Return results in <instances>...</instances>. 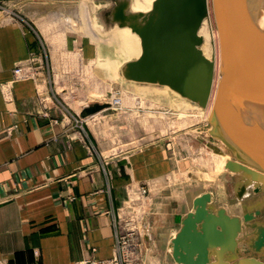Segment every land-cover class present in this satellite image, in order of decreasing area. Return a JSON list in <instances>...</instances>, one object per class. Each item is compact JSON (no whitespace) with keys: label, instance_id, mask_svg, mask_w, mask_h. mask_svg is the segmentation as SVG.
Returning a JSON list of instances; mask_svg holds the SVG:
<instances>
[{"label":"crops","instance_id":"crops-1","mask_svg":"<svg viewBox=\"0 0 264 264\" xmlns=\"http://www.w3.org/2000/svg\"><path fill=\"white\" fill-rule=\"evenodd\" d=\"M20 14L0 22V264L111 257L115 232L140 212L145 184L155 240L165 229L159 223L186 214L170 211L173 159L156 143L131 152L101 144L93 115L83 117L52 89L57 68L42 51L35 11L24 6ZM95 52L98 59L106 54L97 42ZM27 65L33 77L16 80L14 68Z\"/></svg>","mask_w":264,"mask_h":264},{"label":"water","instance_id":"water-1","mask_svg":"<svg viewBox=\"0 0 264 264\" xmlns=\"http://www.w3.org/2000/svg\"><path fill=\"white\" fill-rule=\"evenodd\" d=\"M106 6L98 13L105 29L129 27L140 38L141 53L121 67L126 80L165 85L182 97L206 108L210 102L216 63L201 46L199 30L209 17L208 0H154L147 12L131 10V0H99ZM220 42V79L208 116L211 137L221 141L233 155L225 167L242 178L235 196L243 199L248 188L264 191V111L248 81L255 70L252 45L255 25L247 0H213ZM264 36H261L263 41ZM260 55L261 51H257ZM95 103L82 110L89 116L107 108ZM263 203L242 204V215L230 214L215 205L213 193L203 192L192 201L181 226L169 239L178 264H264L254 254L242 252L241 234L253 228L247 246L257 254L264 249Z\"/></svg>","mask_w":264,"mask_h":264},{"label":"rangeland","instance_id":"rangeland-1","mask_svg":"<svg viewBox=\"0 0 264 264\" xmlns=\"http://www.w3.org/2000/svg\"><path fill=\"white\" fill-rule=\"evenodd\" d=\"M153 1L134 0L133 7L151 8ZM104 4L99 0H0V22L20 14L24 6L35 11L33 20L41 36L42 51L57 68L52 83L54 92L81 115L82 110L92 104H108L107 108L92 114L90 120L101 144L108 149L131 152L156 143L167 150L175 164L173 173L166 179L168 192L174 197L170 211L185 214L192 208L196 195L211 191L215 205H224L239 215H242V204L261 201L262 214L257 219L264 222V192L254 193L250 187L243 199L238 200L234 186L242 175L216 162L228 155L233 158V155L221 141L211 137L205 108L183 100L168 86L126 80L121 72L126 62L121 46H115L116 51L110 40V53L99 56L109 66L97 58L94 37L119 34L120 30V27L109 32L101 30V26L105 27L98 13ZM212 14L209 10L207 23L213 20ZM68 17L73 21H68ZM144 197L140 212L147 225L148 195ZM168 219L167 225L159 223L158 227L163 226L164 231H154L155 240L144 243L132 264H178L171 255L168 241L169 229L180 228L181 215H171ZM149 229L147 233L152 237L154 233ZM252 231L253 228L248 227L241 234V250L264 260V249L257 254L246 244Z\"/></svg>","mask_w":264,"mask_h":264},{"label":"bare ground","instance_id":"bare-ground-1","mask_svg":"<svg viewBox=\"0 0 264 264\" xmlns=\"http://www.w3.org/2000/svg\"><path fill=\"white\" fill-rule=\"evenodd\" d=\"M133 2L134 0H131V10L133 11L147 12L151 9L150 7L149 8L133 7ZM208 2H209V10L211 11V13H213L212 14L213 20L207 23V20L205 19L199 30V33L203 37V40H204L201 46L204 54L208 58H214L215 63H216L214 88H213L210 102L208 106L205 108L207 118L213 106L218 81L221 77L220 75V63H221L220 42H219L218 29L217 27L214 28L216 20H215L214 8L212 5L213 0H208ZM247 2H248L250 20L252 24L255 25V28H256L255 30L256 36L254 38V44L252 45L255 70H249V73H247L248 81L250 83L249 86H250L251 91H253L258 103L260 104V106L262 107V110L264 111V38H263V41L260 39L261 36H264V0H247ZM105 6L106 4H104V7ZM67 20H69V18ZM210 23L211 25H214L213 28L211 27ZM116 27L118 26L105 29L101 26V30L104 32H109ZM117 32L119 34H113V35L108 34L103 37L97 36L94 38L96 42L99 44V46L102 49H104L107 54L110 53L108 52L110 51L109 49L110 46L108 43V41L110 40L111 43H114L113 45L111 44V46L114 47L116 51H118L116 47L121 46L120 49L122 51L124 61L137 58L141 53V44H140L139 36L135 32H133L129 27H120V30H118ZM111 37L113 39L116 37L118 41L116 39H114L113 41ZM98 39H100V41ZM257 51L259 52L261 51L260 55L257 54L258 53ZM114 55L117 56L118 54L116 55L114 53ZM174 93L176 95H179V93H177L176 91H174ZM182 98L185 101H190L187 98H184V97Z\"/></svg>","mask_w":264,"mask_h":264},{"label":"built area","instance_id":"built-area-1","mask_svg":"<svg viewBox=\"0 0 264 264\" xmlns=\"http://www.w3.org/2000/svg\"><path fill=\"white\" fill-rule=\"evenodd\" d=\"M16 80L33 77L31 65L16 66L13 70ZM148 185L140 186L141 196L149 193ZM141 212L129 215L123 220L121 229L115 232L114 253L108 258H90L81 264H132L138 259L144 243L150 240L149 226L144 224Z\"/></svg>","mask_w":264,"mask_h":264}]
</instances>
